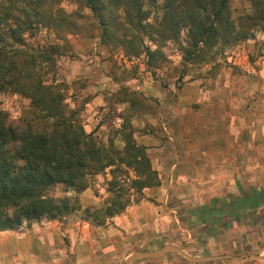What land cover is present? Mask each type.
I'll return each instance as SVG.
<instances>
[{"label": "trees", "instance_id": "1", "mask_svg": "<svg viewBox=\"0 0 264 264\" xmlns=\"http://www.w3.org/2000/svg\"><path fill=\"white\" fill-rule=\"evenodd\" d=\"M232 1L0 0V232L29 230L42 220L62 221L81 213L94 226L106 227L137 204L143 191L161 186L147 148L138 145L131 127L124 123L118 131L122 148L114 137L103 144L85 131L87 103L71 106L65 87L56 82L58 58L69 48L66 35L80 32L83 10L91 12L101 45L122 50L127 58L145 56L147 67L156 70L167 61L164 45L178 42L182 33L183 57L196 64L264 31V0H250L251 12L236 19ZM63 3L77 10L68 13ZM41 29L64 44L32 45ZM5 95L29 102L19 119H10L2 108ZM130 170L134 178L121 182L119 176ZM106 171L112 176L106 205L84 209L79 196ZM59 186L61 197L54 194ZM240 192L213 200L191 217L206 226L227 214L263 208L264 190Z\"/></svg>", "mask_w": 264, "mask_h": 264}, {"label": "rangeland", "instance_id": "2", "mask_svg": "<svg viewBox=\"0 0 264 264\" xmlns=\"http://www.w3.org/2000/svg\"><path fill=\"white\" fill-rule=\"evenodd\" d=\"M62 7L68 13L77 10L76 6L69 3H63ZM231 11L234 19L250 13V0H233ZM82 14L84 19L79 22L80 32L66 35L69 48L65 51L66 56L58 58L55 76L56 82L65 87L71 106L75 103V106L80 107L83 103H87L82 113L84 128L90 122L94 123L96 137L103 144L108 143L110 137H114L116 145L122 148L123 142L118 131L125 123L133 129L135 136L155 135L160 138L154 142L159 143L157 145L160 148L165 147V158L172 160L177 146L172 134L175 131L172 128L174 121L170 109L166 107L170 105L174 107L184 87L200 78L209 80V78L215 79L216 75L221 76L222 84L229 83L232 86L234 105H238L240 96L244 97L241 93L247 94L249 103L256 101L257 98L259 103L264 101V31L256 32L254 39L228 49L222 55H216L213 60L196 64L186 62L183 57L186 33H182L178 42H167L164 45L163 52L167 61L159 69L150 70L146 65L145 56L127 58L122 50H113L101 45L98 38L99 30L93 24L91 12L83 10ZM47 42L64 44L54 33L45 29L38 31L35 38L30 41L34 46ZM145 79L155 92H163L166 96L156 98L153 94L143 91L142 85ZM101 88H104L107 105L100 109L89 110L88 104L92 100V95L97 91L101 92ZM244 89L246 92H243ZM81 91L85 94L83 95ZM74 94L77 96L75 102ZM1 100L2 108L10 114L12 120L23 116L29 106L26 99L16 95H5ZM260 107L261 105L258 104L259 110ZM91 117L96 121L92 122ZM248 137L247 143L251 153L248 157V167L259 170L252 172L250 178L256 180L257 173L260 171L264 173V135H248ZM239 142L234 137L233 159L237 161L239 168H244L245 164L240 166L244 161V154L236 155ZM158 174L160 177L159 172ZM167 174L169 180L164 184L161 182L163 188L160 186L146 189L140 196L141 200L127 209L131 210L134 206L145 203L147 209L141 212L149 217L151 230H143L145 223H136L129 217V225L120 228V236L97 235L95 229L101 228L86 221L84 213L66 217L62 221L42 220L29 230L0 232V264H126L127 259L134 254L159 250L166 245H175L186 254L198 258L221 255L234 257L246 254L264 255V206L256 212L248 210L227 214L203 226L198 217L191 216L199 208L210 206L211 203L194 204L184 201L178 196L183 190L178 188L177 169ZM133 178L134 173L131 170L119 176L121 182H128ZM111 179L109 171L92 178V186L88 190L93 202L85 207L81 202L84 209L102 208L106 205L111 195L108 189ZM172 179H174L173 184L170 186ZM262 179L264 181V174ZM233 180L234 186L242 181L238 171ZM160 188L162 189L159 190ZM62 190L63 188L59 186L54 194L61 197ZM158 190L160 193H157ZM240 191L239 189L237 196L240 195ZM245 191L248 192L250 189ZM69 196L74 195L70 193ZM219 200L222 201V198ZM160 206L163 207L164 216L162 218L159 216L161 220H156L153 210ZM126 211L121 217L130 215L128 212L126 214ZM113 221L111 224H114ZM83 223L89 224L85 227L89 229L88 235L82 239L78 236L77 238L74 235L70 236L68 227L75 224L80 230ZM135 264L195 263L179 255L168 253L154 259L140 260ZM201 264H264V260L247 258Z\"/></svg>", "mask_w": 264, "mask_h": 264}, {"label": "crops", "instance_id": "3", "mask_svg": "<svg viewBox=\"0 0 264 264\" xmlns=\"http://www.w3.org/2000/svg\"><path fill=\"white\" fill-rule=\"evenodd\" d=\"M220 80L222 77L216 75L215 79L200 78L189 83L180 93V97L176 99L175 106L166 107L170 109L174 121L172 128L175 131L172 134L177 146L172 160L165 158V147L160 148L157 145L159 143L154 142L160 138L155 135L135 136L138 145L147 148L152 167L160 173L162 184L169 180L167 173L177 169L178 188L183 190L178 196L184 201L194 204H208L220 198L223 200L227 196L238 194L239 189L241 191L264 190L263 171L257 173L256 180L250 178L252 172L255 173L256 170H259H252L248 167V157L251 153L247 143L248 135H264V101L259 103V98H257L256 101L249 103L250 99L247 94L241 93L244 97L240 96V102L238 105H234L232 86L229 83L222 84ZM100 90L101 92L97 91L92 95V100L88 104L89 110L100 109V107L107 105L104 88ZM142 90L153 94L156 98H158L157 96L161 98L166 96L163 92H155L146 79L143 80ZM243 92L246 90L244 89ZM81 93L85 94L84 91ZM258 104L261 105L260 110ZM90 119L92 122L96 121L92 117ZM94 126V123L90 122L89 125L85 126V131L87 133L94 132L97 136ZM234 137L240 141L236 155L242 156L244 154V161L240 164V166L245 164L244 168H239L237 161L233 159ZM237 171L242 176V181L234 186L233 179ZM173 180H170V186L173 184ZM161 187L163 188V185ZM159 190L157 193H160ZM92 198L89 190L80 195L84 207L93 202ZM158 202L162 201L158 200ZM162 208L160 206V208L153 210L156 214V220H161L159 216L161 218L164 216ZM143 209H147V207L142 202L126 211V214L128 212L130 215L124 218L116 217L113 221L114 224L108 225L106 228L95 229V232L100 236H120V228L129 225L128 217L134 219L136 223H145L143 230H151L150 219L141 212ZM124 215L125 213L122 216ZM88 226L89 224L83 223L82 228L78 230L75 224H71L68 227V233L70 236L74 235L75 238L78 236L82 239L88 235L89 229L85 228Z\"/></svg>", "mask_w": 264, "mask_h": 264}, {"label": "water", "instance_id": "4", "mask_svg": "<svg viewBox=\"0 0 264 264\" xmlns=\"http://www.w3.org/2000/svg\"><path fill=\"white\" fill-rule=\"evenodd\" d=\"M176 254L181 256L182 258L186 259L187 261L195 264H201V263H209L214 262L218 260H244L247 258H253L256 260H264V255H254V254H246L242 255L240 257H234L231 255H221L216 257H204V258H198V257H192L188 254H186L181 248L175 246V245H166L162 247L159 250L147 252V253H137L133 256L129 257L126 261V264H135L136 262L144 259H154L158 258L164 254Z\"/></svg>", "mask_w": 264, "mask_h": 264}]
</instances>
